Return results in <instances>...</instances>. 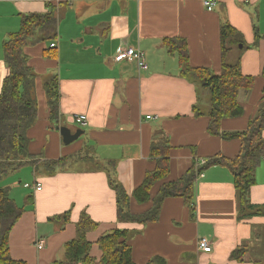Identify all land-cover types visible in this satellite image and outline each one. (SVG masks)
<instances>
[{
	"label": "crops",
	"instance_id": "0c3cea01",
	"mask_svg": "<svg viewBox=\"0 0 264 264\" xmlns=\"http://www.w3.org/2000/svg\"><path fill=\"white\" fill-rule=\"evenodd\" d=\"M51 7L59 19L58 37L24 48L36 74L37 117L28 137L29 152L37 163H27L0 180V187L8 188L23 208L9 234L11 257L29 264L64 260V245L75 238L77 222L86 211L98 223L87 233L93 264H102L99 237L114 228L131 231L136 264H158L156 256L167 264H264V213L246 214L226 166L212 164L199 174L194 212L182 197H168L159 219L147 224L118 217L117 196L110 184L112 169L130 197L131 211L142 213L151 208L160 185L177 180L195 167V160L239 154V138L209 132L210 91L183 74L179 51L171 49L169 40H185L192 67L219 74L221 26L228 22L242 33L250 46L241 55V70L255 82L249 92L240 94L244 113L224 118L221 130L243 131L258 111L264 87V0H218L213 10L203 0H0V91L10 72L4 42L20 29L24 16ZM255 26L262 37L258 44ZM131 46L144 51L148 69H140L134 61L115 60L119 49ZM236 54L231 50L228 59L234 60ZM53 75L59 78L57 125L50 120L44 86ZM77 114H85L87 124L79 125ZM61 126L73 133L82 129L83 134L65 144ZM162 138L169 145L170 171L151 188V200L140 204L133 191L155 168L151 146ZM81 151L88 157L73 158L53 171L43 164ZM26 183L32 186L25 187ZM250 202L264 209V158ZM66 211L68 220L63 217ZM202 237L211 242V252L199 247ZM41 238L46 244L39 249ZM242 245L248 248L244 260L232 259V252Z\"/></svg>",
	"mask_w": 264,
	"mask_h": 264
},
{
	"label": "trees",
	"instance_id": "16d2710c",
	"mask_svg": "<svg viewBox=\"0 0 264 264\" xmlns=\"http://www.w3.org/2000/svg\"><path fill=\"white\" fill-rule=\"evenodd\" d=\"M58 29L59 19L55 9L51 7L45 13L24 16L20 29L12 33L4 42L5 61L10 72L0 91V180L8 172L17 170L27 163L31 165L37 163L34 159L35 155L29 152L28 137V130L37 117V102L34 94L36 74L28 63L24 48L28 44L55 40L58 37ZM261 38L255 26V44H258ZM221 43L222 70L217 74L209 68L192 67L189 64L185 40L181 42L176 39L169 40L171 49L179 51L183 74L199 81L210 91L209 132L226 139L239 138L241 140L239 154L235 158L223 156L210 158L203 167L196 169L193 166L177 180L162 183L153 198L151 208L142 213L131 211L130 197L123 185L112 175L111 169L110 184L116 192L120 219L141 224L155 222L160 217L164 200L175 196L182 197L194 212L196 180L205 168L217 163L231 171L239 203L246 214L264 213V209L260 211L261 207H256L250 202V190L256 183L257 168L264 158V87L258 111L249 120L247 128L239 132H223L221 122L224 118L237 117L244 113L240 94L249 92L253 88L255 77L242 73L241 55L250 45L245 43L242 33L228 22L221 26ZM231 50L237 53L234 60L228 59ZM261 75L264 78V66ZM44 86L49 99L50 120L57 125L60 121L58 75L49 77ZM86 154H88L86 151H81L73 157L45 160L43 164L47 170L53 171L55 168L64 167L73 158H87ZM150 156L156 161V166L146 173L142 183L133 191L134 198L140 204L151 200V188L169 174L168 142L163 138L158 142L155 141L151 146ZM22 213L23 208L11 197L8 188L0 187V264H29L25 260L12 258L9 248L10 231ZM68 216L69 212L66 211L63 217L68 220ZM97 226L98 223L83 211L77 222L75 238L64 245L65 259L55 260L52 264H93L94 259L90 255L92 243L87 239V233ZM131 235L130 230L120 228L102 234L97 241L103 252L101 263L136 264L129 242ZM247 250L246 245L239 246L232 252L231 258L244 260ZM154 261L158 264H167L160 256L154 257Z\"/></svg>",
	"mask_w": 264,
	"mask_h": 264
},
{
	"label": "built area",
	"instance_id": "2783aa9c",
	"mask_svg": "<svg viewBox=\"0 0 264 264\" xmlns=\"http://www.w3.org/2000/svg\"><path fill=\"white\" fill-rule=\"evenodd\" d=\"M217 2L218 0H203V3L208 10H213L215 6L217 5ZM115 60L119 62L125 61V60L134 61L137 63L140 69H144V70L148 69V63H147L144 51H142L139 48L132 47V46L119 49L115 56ZM74 119L81 126L87 124V116L85 114H77ZM206 163H207L206 159L200 158V159L195 160L194 165L196 169H199L203 167ZM25 186L30 187L32 185L29 183H26ZM35 188L36 190H40L42 188L41 184L36 183ZM45 244H46L45 238H41L37 241V247L39 249L43 248ZM199 247L204 252L212 251L211 242L209 241V239L205 237H202L199 240Z\"/></svg>",
	"mask_w": 264,
	"mask_h": 264
},
{
	"label": "water",
	"instance_id": "95a60500",
	"mask_svg": "<svg viewBox=\"0 0 264 264\" xmlns=\"http://www.w3.org/2000/svg\"><path fill=\"white\" fill-rule=\"evenodd\" d=\"M60 130V133L63 137V142L65 144H70L73 141L77 140L82 134H83V130L82 129H77L74 133L71 131L70 128H68L67 126H61L58 127Z\"/></svg>",
	"mask_w": 264,
	"mask_h": 264
},
{
	"label": "rangeland",
	"instance_id": "374dc122",
	"mask_svg": "<svg viewBox=\"0 0 264 264\" xmlns=\"http://www.w3.org/2000/svg\"><path fill=\"white\" fill-rule=\"evenodd\" d=\"M87 152V151H86ZM69 166H71V165H69ZM69 166H67L65 169L67 170V168L69 167ZM6 177H8V176H6ZM23 186V185H22ZM26 187V186H25Z\"/></svg>",
	"mask_w": 264,
	"mask_h": 264
}]
</instances>
